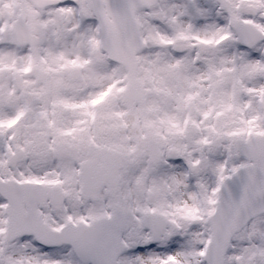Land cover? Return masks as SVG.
Instances as JSON below:
<instances>
[{"label": "snow or ice", "instance_id": "6c2138e0", "mask_svg": "<svg viewBox=\"0 0 264 264\" xmlns=\"http://www.w3.org/2000/svg\"><path fill=\"white\" fill-rule=\"evenodd\" d=\"M0 264H264V0H0Z\"/></svg>", "mask_w": 264, "mask_h": 264}]
</instances>
